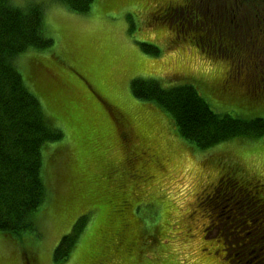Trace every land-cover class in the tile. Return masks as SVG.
Instances as JSON below:
<instances>
[{
  "label": "rangeland",
  "instance_id": "374dc122",
  "mask_svg": "<svg viewBox=\"0 0 264 264\" xmlns=\"http://www.w3.org/2000/svg\"><path fill=\"white\" fill-rule=\"evenodd\" d=\"M11 1L43 5L44 31L52 44L26 50L15 63L27 87L43 91L40 105L64 135L42 145L45 198L30 214L32 227L0 233V264H236L235 253L263 243L247 225L254 213L244 211L241 200L232 203L231 191L226 199L225 191L234 187L211 191L232 171L248 186L261 183L243 198L264 199V132L200 149L176 132L159 104L131 91L133 79L164 87L191 83L219 114L264 119V97L250 101L255 95L245 94L240 83L243 67L232 74L235 56L247 53L255 36L248 20L239 31L254 0H93L86 12L57 0ZM188 2L190 7L180 9ZM260 3L253 13L264 16ZM219 6L233 20L240 18L237 25L227 19L245 41L236 48L229 38L236 30L230 32L224 22L199 25V15H211ZM184 23L194 25L180 29ZM144 41L154 43L158 53L145 52ZM259 44L263 69L264 41ZM219 47L231 54H219ZM55 106L61 120L53 115ZM120 199L125 208L117 217L112 210ZM237 204L242 210L233 217L235 228L225 221L224 228L210 229L211 211L220 217ZM79 217L83 221L66 257L55 259L62 235ZM261 218L251 222L259 225L257 234L264 226ZM257 256L264 264V250Z\"/></svg>",
  "mask_w": 264,
  "mask_h": 264
},
{
  "label": "trees",
  "instance_id": "16d2710c",
  "mask_svg": "<svg viewBox=\"0 0 264 264\" xmlns=\"http://www.w3.org/2000/svg\"><path fill=\"white\" fill-rule=\"evenodd\" d=\"M57 1L78 12H86L93 2V0ZM252 3L254 9H251V12L246 11V15L242 16L243 20H241L240 24L242 25H240L239 31L246 26L244 20H248L250 27L256 30L255 36L248 41L249 44L246 42L248 44L247 53L244 50H240L243 52L242 56L235 53L237 54L235 57L238 58L235 60L234 70L232 68V74L234 75L235 72L236 75L241 72V67H243L244 76L239 79L244 86L243 90L248 91L245 94L255 95L251 96L250 101L257 97H264V94L262 95L264 93V68L262 69L263 61L260 58L261 49L263 50V48L259 44L260 40L261 42L264 41V36H261L264 33V16L253 13L258 8L257 3L261 5L264 1L254 0ZM209 4L211 3L209 2ZM188 5H190L189 2ZM226 7L228 6L226 5ZM228 9L231 10V7H228ZM227 12L219 6L218 12L214 10L213 13H209L211 15H199L200 10L198 9L197 14L201 16L199 25L206 26L210 21L218 20V22H224L223 24L230 30L227 19H233L228 16ZM239 20L240 18H234L233 22L237 25ZM181 26L183 27H180V29L183 30L184 27H192L187 26L185 23ZM212 26L210 23L208 27ZM231 27L236 30L234 26ZM44 29L47 28L43 22V5L41 3L32 2L22 7L14 4L11 0H0V233H19L32 227L30 214L40 206L45 198V186L41 176L42 145L47 141L59 140L64 135L59 128L51 125L46 117L43 105V108L40 105L39 99L41 100L43 91L29 89L15 63L16 56L26 50L48 47L52 44V39L46 35ZM244 31L247 32V30ZM259 33L260 35H256ZM222 34L226 35V32L223 31ZM245 36H247V33L243 34V37ZM240 37L241 34L237 30L234 37L229 36L234 40L235 48L238 44H241L238 42H245ZM140 45L147 53H158V47L154 43L144 41ZM218 49L219 54H231L227 48L222 49L219 47ZM246 54H250V57L245 58ZM232 74L229 77H232ZM131 91L138 99L151 100L159 104L171 117L176 132L183 139L200 149H206L236 135H256L264 132L263 118L254 117L245 120L238 116L219 114L210 108L209 104L191 83L164 87L156 80L133 79L131 81ZM262 102H264V99ZM55 109L53 111L54 117H60L61 120L60 109L57 106H55ZM62 129L65 133L64 127ZM230 185L234 189L229 188L225 191L228 192L226 199L231 197L229 195V191H231L234 199L232 203L235 204L237 200L243 201L244 203L241 204L245 205L243 210L249 208L250 212L254 213L253 216L249 217L250 224L247 222L251 234L254 232L253 238L264 237V226L257 234L255 230L259 225L251 223L257 216H261V219L264 220V199L262 198L256 203L255 199L253 202L251 201L253 199L243 198L248 195V192H246L248 189L251 190L252 196L257 188L259 189L261 183L248 186L247 183L234 178L232 171L231 174L227 171L224 176L219 178L211 193L215 192L218 187L227 188ZM204 194L207 193L204 192ZM122 201L123 199L116 201V203L119 202L117 208L112 210L115 216L118 215L117 212H119V217L124 213V204L119 207ZM218 204L221 208L220 202ZM228 204L231 205V202ZM241 210L239 205L238 209L231 206L226 214L222 210L220 217L219 213L211 211L212 214H208L210 229L220 224L224 228L225 221L227 223L230 221L233 228H235L236 224L233 217L240 214ZM81 217L77 219L71 232L62 235L54 250L55 259L61 260L66 257L78 234L79 221H83ZM239 228L238 226L235 230ZM230 232L229 230L225 233ZM229 237L232 238V235L229 234ZM262 241L263 243L259 244L258 248L254 247L252 250L243 253V255L235 253L236 264H259L257 255L264 250V238ZM222 243L224 244V241ZM228 260L231 262V257Z\"/></svg>",
  "mask_w": 264,
  "mask_h": 264
},
{
  "label": "flooded vegetation",
  "instance_id": "af4514ba",
  "mask_svg": "<svg viewBox=\"0 0 264 264\" xmlns=\"http://www.w3.org/2000/svg\"><path fill=\"white\" fill-rule=\"evenodd\" d=\"M182 5H183V4H182ZM182 5H179V6H181L182 8H183V7H190V5H188V4H187V5H184V6H182ZM194 14L197 15V11H196Z\"/></svg>",
  "mask_w": 264,
  "mask_h": 264
},
{
  "label": "snow or ice",
  "instance_id": "6c2138e0",
  "mask_svg": "<svg viewBox=\"0 0 264 264\" xmlns=\"http://www.w3.org/2000/svg\"><path fill=\"white\" fill-rule=\"evenodd\" d=\"M65 239H67V237H65Z\"/></svg>",
  "mask_w": 264,
  "mask_h": 264
}]
</instances>
